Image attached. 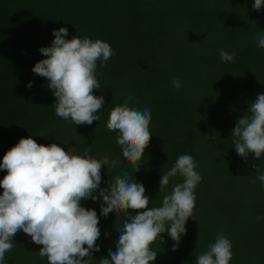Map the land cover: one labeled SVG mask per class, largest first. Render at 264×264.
<instances>
[{"label":"trees","instance_id":"1","mask_svg":"<svg viewBox=\"0 0 264 264\" xmlns=\"http://www.w3.org/2000/svg\"><path fill=\"white\" fill-rule=\"evenodd\" d=\"M253 2L0 0V159L29 136L80 156L90 146L93 158L119 161L116 167L102 166L101 188L127 171L145 187L149 207H160L173 185L183 182L179 175L171 177L159 191L160 176L178 156L191 155L201 176L192 219L176 251L166 232L163 242L157 238L150 245L158 253L152 264H195L219 233L232 244L229 264H264V187L256 179L264 173V154L255 160L238 156L231 135L238 119L249 114L248 106L264 93V48L255 39L264 32V7L254 11ZM61 27L68 30L65 39H99L115 53L106 67L97 61L101 88L93 94L103 95L105 104L91 125L75 126L56 116L46 78L31 71L46 58L38 49L50 46L52 30ZM220 49L234 52V60L221 61ZM173 78L179 79V89ZM29 81L31 88L26 87ZM129 96V107L151 110L152 136L135 173L116 142L118 133L106 128L110 110ZM4 175L6 170H0V179ZM80 203L99 218L100 251L90 261L99 264L115 251L123 218L101 216L99 200ZM13 242L4 264H48L38 254L40 246L22 230Z\"/></svg>","mask_w":264,"mask_h":264},{"label":"clouds","instance_id":"2","mask_svg":"<svg viewBox=\"0 0 264 264\" xmlns=\"http://www.w3.org/2000/svg\"><path fill=\"white\" fill-rule=\"evenodd\" d=\"M262 7L264 0H254V11ZM52 35L51 45L38 49L46 58L36 62L31 71L46 78V87L55 97L56 116L75 126L91 125L99 121L98 113L105 104L103 95L93 94L101 88L97 61L106 67L114 50L99 39L77 35L65 39L68 30L64 27L52 30ZM255 39L257 47L264 48V32L257 33ZM235 55L219 50L224 62H232ZM172 84L177 89L182 86L178 78H173ZM26 87L31 88L32 82ZM132 99L129 96L124 105L110 110L106 128L118 133L116 142L135 173L152 134L151 110L129 107L127 101ZM247 111L249 114L238 119L231 135L237 155L245 160L251 155L255 160L264 154V93L257 95ZM83 151V156L75 155L56 143L38 144L29 136L20 138L0 159V170H6L0 179V264L14 248V237L21 230L40 246L38 254L46 257L48 264H90L92 254L100 251L97 241L101 232L96 211L81 206L80 202L88 199L101 201V216L123 218L122 228L116 229L119 236L115 251L110 250L99 264H152L158 253L150 245L157 238L163 242L161 234L165 232L173 241L171 250H177L186 233L185 224L192 219L195 189L201 181L194 158L188 154L177 157L171 169L160 176L158 190L163 191L170 178L177 175L183 182L163 196L162 206L149 207L145 187L127 171L101 188L102 166L116 167L119 161H110L106 155L93 158L90 146ZM256 179L264 187V173ZM129 210L135 214L130 215ZM231 248V241L219 233L208 250L196 257L195 264H229Z\"/></svg>","mask_w":264,"mask_h":264}]
</instances>
